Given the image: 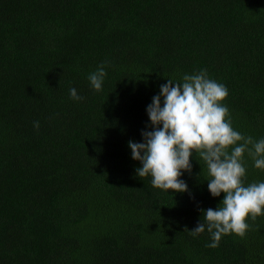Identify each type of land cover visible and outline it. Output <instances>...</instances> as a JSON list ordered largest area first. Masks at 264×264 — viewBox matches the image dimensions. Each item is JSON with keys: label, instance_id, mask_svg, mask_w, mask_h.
<instances>
[{"label": "trees", "instance_id": "16d2710c", "mask_svg": "<svg viewBox=\"0 0 264 264\" xmlns=\"http://www.w3.org/2000/svg\"><path fill=\"white\" fill-rule=\"evenodd\" d=\"M201 69L233 128L264 137V0H0V264H264V215L215 248L189 233L223 198L198 156L185 193L135 174L146 106Z\"/></svg>", "mask_w": 264, "mask_h": 264}, {"label": "clouds", "instance_id": "9594fccd", "mask_svg": "<svg viewBox=\"0 0 264 264\" xmlns=\"http://www.w3.org/2000/svg\"><path fill=\"white\" fill-rule=\"evenodd\" d=\"M107 73L101 64L89 73L90 88L100 91ZM228 88L209 77L206 69L185 73L179 81L168 78L146 106L148 125L141 142L128 141L131 158L139 162L138 177H151L154 188L173 193L189 191L182 176L191 173V159L198 156L207 170V189L218 206L201 209V220L188 230L196 237L207 231L215 248L223 235L243 236L247 218L264 215V180L246 183L245 153L252 166L264 170V137L245 136L232 126L229 108L223 103ZM74 101H81L75 87ZM33 126L39 128V122ZM150 128V130H149Z\"/></svg>", "mask_w": 264, "mask_h": 264}]
</instances>
